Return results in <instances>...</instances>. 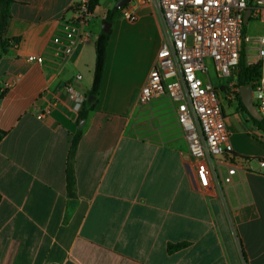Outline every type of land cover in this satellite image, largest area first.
<instances>
[{
	"label": "crops",
	"instance_id": "obj_1",
	"mask_svg": "<svg viewBox=\"0 0 264 264\" xmlns=\"http://www.w3.org/2000/svg\"><path fill=\"white\" fill-rule=\"evenodd\" d=\"M83 1L9 6V46L0 57V264H264V168L254 162L264 158V147L248 148L256 143L248 130L262 142L264 132L240 101L226 100L229 161L251 158L252 170H237L211 195L190 186L174 104L165 97L136 102L163 37L144 5L134 9L135 22L119 14L111 24L100 91L78 124L63 87L71 84L88 106L100 29L66 58L52 39ZM28 55L42 56L43 68ZM5 83L10 88L2 92ZM78 127L69 197L65 168ZM224 158L217 160L220 175ZM177 243L186 246L168 253L167 244Z\"/></svg>",
	"mask_w": 264,
	"mask_h": 264
},
{
	"label": "built area",
	"instance_id": "obj_2",
	"mask_svg": "<svg viewBox=\"0 0 264 264\" xmlns=\"http://www.w3.org/2000/svg\"><path fill=\"white\" fill-rule=\"evenodd\" d=\"M142 5L152 7L163 37L136 102L145 106L165 97L174 104L190 156L183 163L185 174L194 190L211 195L222 185L231 184L237 170H252L251 158L240 163L229 161L233 146L223 105L226 100L239 101L235 75L243 56L246 67L260 69V77L250 87L252 103L264 118V0H130L119 8L120 15L135 22L134 9ZM247 10L248 21L261 26L259 34L250 36L243 32ZM94 19L87 0L75 5L69 18L60 20L61 35L53 37L52 43L59 48L62 58L90 41V24ZM27 60L44 66L42 56L28 55ZM208 64L217 78L232 81L222 89L216 87L211 82ZM9 88L10 84L5 83L2 92ZM63 91L72 109L79 112L84 97L71 84H66ZM48 112L46 107L39 117ZM222 157H226L219 161L225 165L224 175L219 174L217 167V160ZM256 163L258 168H264V158Z\"/></svg>",
	"mask_w": 264,
	"mask_h": 264
},
{
	"label": "trees",
	"instance_id": "obj_3",
	"mask_svg": "<svg viewBox=\"0 0 264 264\" xmlns=\"http://www.w3.org/2000/svg\"><path fill=\"white\" fill-rule=\"evenodd\" d=\"M12 0H0V57L6 52L9 42L6 39V30L8 27L9 21V6ZM99 4V0H89V5L91 9H94ZM120 14L119 9H110L106 12L104 20L113 23L116 16ZM243 32L245 30L243 28ZM110 36V30L108 32L99 31L95 40V63L93 69V76L91 87L88 92V97L90 101L82 104L80 111L78 112V124L79 122L85 120L88 117L90 111L94 109L95 99L100 91L102 77L104 72V65L106 60V53L108 47V41ZM15 41V40H14ZM260 77V69L257 66L246 67L243 61V56L241 58L240 64L238 66L235 80L238 86L249 85L251 86L253 82L257 81ZM239 99L238 95H236ZM240 106L245 112L241 103ZM246 113V112H245ZM247 114V113H246ZM250 118V117H249ZM253 124L262 132H264V118L252 119ZM82 135V127H78L76 133L72 136L70 141V147L67 154L66 168H65V183L66 190L69 197H74L75 195V177H74V157L75 150L79 139ZM4 136V132L0 131V141ZM186 246V243H177V244H167V252L173 253Z\"/></svg>",
	"mask_w": 264,
	"mask_h": 264
},
{
	"label": "rangeland",
	"instance_id": "obj_4",
	"mask_svg": "<svg viewBox=\"0 0 264 264\" xmlns=\"http://www.w3.org/2000/svg\"><path fill=\"white\" fill-rule=\"evenodd\" d=\"M115 2H116V0H99L98 17L95 20V24H93L92 27L90 28L92 35H93L92 40H94L96 32L101 28V22H100L101 14L100 13L102 11H104L105 9H109V10L112 9L114 7ZM244 30H245L246 34L253 36V35L260 33L261 27L258 23L250 20L246 24H244ZM208 70H209L211 82L214 85H217V84L225 85L228 82L232 81L231 78H229V79L217 78L214 71H213V67L211 64H208ZM248 133H249L250 137H253L254 140L256 141V143L248 144V148L258 150V149L264 147V142H262V140L255 133L251 132L250 130H248ZM254 162L256 163V160H254Z\"/></svg>",
	"mask_w": 264,
	"mask_h": 264
},
{
	"label": "water",
	"instance_id": "obj_5",
	"mask_svg": "<svg viewBox=\"0 0 264 264\" xmlns=\"http://www.w3.org/2000/svg\"><path fill=\"white\" fill-rule=\"evenodd\" d=\"M130 0H116L113 9H119L123 6H125ZM248 15L249 11H245L243 23L246 24L248 21ZM111 23L103 20L101 22V28L100 31L102 32H108L110 30ZM238 97L239 101L244 108L245 112L248 114V116L252 119H260L261 115L257 112L255 106L252 103V93H251V87L249 85H241L238 89ZM90 99V98H89ZM84 122L81 121L80 124L82 125Z\"/></svg>",
	"mask_w": 264,
	"mask_h": 264
}]
</instances>
